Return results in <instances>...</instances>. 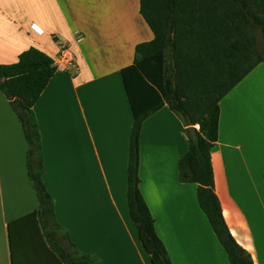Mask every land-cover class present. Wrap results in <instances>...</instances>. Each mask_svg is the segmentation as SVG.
Here are the masks:
<instances>
[{
	"label": "crops",
	"instance_id": "0c3cea01",
	"mask_svg": "<svg viewBox=\"0 0 264 264\" xmlns=\"http://www.w3.org/2000/svg\"><path fill=\"white\" fill-rule=\"evenodd\" d=\"M153 37L140 0H0V65L17 63L30 48L53 60L62 48L75 56L76 67L55 73L34 113L57 221L82 254L97 258L93 264H151L129 216L134 118L121 72ZM220 110L212 153L216 193L234 238L255 264H264V63L221 100ZM28 148L0 91V264H13V222L39 206ZM187 151L186 127L165 105L141 129L140 191L173 264H229L197 186L179 181ZM38 247L30 246L29 261L18 264H49Z\"/></svg>",
	"mask_w": 264,
	"mask_h": 264
},
{
	"label": "trees",
	"instance_id": "16d2710c",
	"mask_svg": "<svg viewBox=\"0 0 264 264\" xmlns=\"http://www.w3.org/2000/svg\"><path fill=\"white\" fill-rule=\"evenodd\" d=\"M140 13L154 37L136 47L134 63L121 72L134 118L127 199L138 241L151 264H173L140 191L141 129L168 105L187 133L188 151L179 160V181L197 186L199 206L229 264H255L226 223L216 193L212 153L219 138L221 100L264 63L257 37L260 34L264 41V0H140ZM56 72L54 60L36 48L23 52L15 64L0 65V91L21 121L29 147V183L39 203L37 210L13 222V264L29 261L30 246H40L44 259L48 253L49 264L97 261L71 242L57 221L54 199L43 180L34 107Z\"/></svg>",
	"mask_w": 264,
	"mask_h": 264
},
{
	"label": "built area",
	"instance_id": "2783aa9c",
	"mask_svg": "<svg viewBox=\"0 0 264 264\" xmlns=\"http://www.w3.org/2000/svg\"><path fill=\"white\" fill-rule=\"evenodd\" d=\"M33 31L39 35L43 36L45 30L36 23L31 25ZM57 67V71H70L76 67V60L73 52L68 48H62L59 56L54 60Z\"/></svg>",
	"mask_w": 264,
	"mask_h": 264
},
{
	"label": "rangeland",
	"instance_id": "374dc122",
	"mask_svg": "<svg viewBox=\"0 0 264 264\" xmlns=\"http://www.w3.org/2000/svg\"><path fill=\"white\" fill-rule=\"evenodd\" d=\"M257 37H258L259 50L262 54H264V41L262 40V37L260 36V34H257Z\"/></svg>",
	"mask_w": 264,
	"mask_h": 264
}]
</instances>
